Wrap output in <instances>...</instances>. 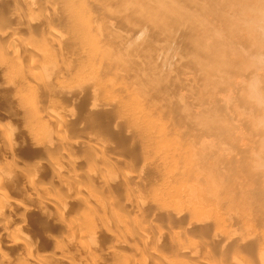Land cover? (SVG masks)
Wrapping results in <instances>:
<instances>
[{"label":"bare ground","instance_id":"6f19581e","mask_svg":"<svg viewBox=\"0 0 264 264\" xmlns=\"http://www.w3.org/2000/svg\"><path fill=\"white\" fill-rule=\"evenodd\" d=\"M236 1L0 0V264H264V157L206 122L264 35Z\"/></svg>","mask_w":264,"mask_h":264},{"label":"rangeland","instance_id":"374dc122","mask_svg":"<svg viewBox=\"0 0 264 264\" xmlns=\"http://www.w3.org/2000/svg\"><path fill=\"white\" fill-rule=\"evenodd\" d=\"M238 4L246 5L245 9L247 10H258L260 14L264 15V0H239V2L237 0L233 3V6H238ZM233 6H231V8H233ZM244 18L243 14H238L237 16L234 15L231 20L242 23V21L246 20ZM262 24L264 26V21ZM188 25L191 26L190 24ZM175 33L177 34L178 32L176 31ZM142 36H146V33L143 32ZM223 37L226 41L231 38L229 32L226 30H224ZM236 37L239 43L236 45V48L230 46V50L226 51V53H222L223 55H232L242 59L240 68H235L237 69L235 73L228 78L231 83L234 82L236 85L230 92V98L226 99V97L222 96V93H218L215 98H217L219 106L206 103L205 110L210 115L215 113L214 110L220 112L218 113L220 118L219 122L216 121L220 129L219 139L238 148L239 153L236 152L234 157L239 158L243 164H247L250 163L249 161L253 157H264V148L262 147L264 143V121L260 122L258 119L259 116L264 113V44L262 43L264 35L262 39L258 38L257 40L252 37V40L258 45L255 46V48H251L247 45L251 40L248 38V34L245 30L238 31ZM172 46L173 47H171L169 51L162 54V58L170 62L175 72L182 76H186L188 80L192 79V75H195L197 71L187 64L185 59L181 57L182 52L178 51H184L186 48L178 41ZM252 46H254L253 42ZM256 55L261 57L259 63L254 61V56ZM197 74L196 77L199 78L198 84L205 82L201 74L200 76L199 72H197ZM216 79L219 81L221 80L220 77ZM225 79H227V76ZM253 86L257 87L258 94L263 99L261 104L249 97L246 92V90ZM212 118L211 115L206 122H212ZM228 131L230 132L226 135L225 133Z\"/></svg>","mask_w":264,"mask_h":264}]
</instances>
